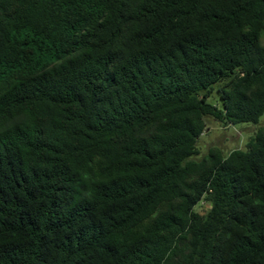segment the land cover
<instances>
[{"label":"trees","instance_id":"16d2710c","mask_svg":"<svg viewBox=\"0 0 264 264\" xmlns=\"http://www.w3.org/2000/svg\"><path fill=\"white\" fill-rule=\"evenodd\" d=\"M263 33L264 0H0V264H264V127L193 158L264 114Z\"/></svg>","mask_w":264,"mask_h":264},{"label":"rangeland","instance_id":"374dc122","mask_svg":"<svg viewBox=\"0 0 264 264\" xmlns=\"http://www.w3.org/2000/svg\"><path fill=\"white\" fill-rule=\"evenodd\" d=\"M261 41L264 44V33L261 36ZM209 101L221 106L220 98L216 92L211 95ZM206 122L207 128L197 141V154L193 156L196 159L207 155L209 148L212 146L221 148L224 154H228L234 148L245 149L247 141L260 127H264V114L259 118L257 123L239 122L224 124L212 116L206 117ZM207 208H209L207 202H203L196 207L200 212H204Z\"/></svg>","mask_w":264,"mask_h":264}]
</instances>
